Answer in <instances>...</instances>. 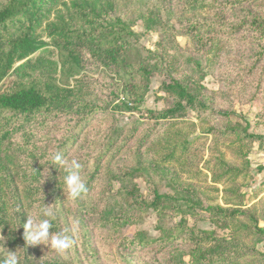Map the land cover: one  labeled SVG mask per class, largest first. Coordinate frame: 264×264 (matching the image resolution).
I'll return each mask as SVG.
<instances>
[{
    "label": "trees",
    "instance_id": "1",
    "mask_svg": "<svg viewBox=\"0 0 264 264\" xmlns=\"http://www.w3.org/2000/svg\"><path fill=\"white\" fill-rule=\"evenodd\" d=\"M61 8H65L67 14L62 13ZM189 10L194 14L193 20L188 18L191 20L187 24L189 34L196 39L200 49L208 48L209 53L217 55L220 43L217 42L219 34L212 29L214 23L198 18L197 4L192 8L186 6L185 11ZM119 11L118 0H0V84L11 73L14 76L6 86H0V229L7 245L20 257V264H86L83 260L85 251L91 258L89 262L95 264L94 261L98 262L96 248L99 240L117 241L126 226L136 225L142 220V213L151 209L158 215V236L149 237L145 231H138L132 240L127 236L121 238L122 245L128 241L125 247L129 249L162 246L167 249L168 264H244L240 260L242 250H238V245L244 244L241 235L247 232L264 237V226L256 214L258 209L246 208L244 204L239 179L246 177L247 172L228 159L224 152L209 159L208 170L213 182L225 187V205L207 203L194 184H187L185 190L175 178L170 181L174 193H163L158 187H151L153 191L146 194L134 181L139 174L149 179L159 174L169 180V176L165 177L168 174L164 173L179 166L189 167V154L195 143L184 133L179 122L170 123L166 131L148 146L146 141L153 132L142 140L137 151L143 146L145 150L138 153L139 162L130 167L128 164L122 166L127 167L117 176L122 186L97 211L94 226H88L87 218L81 216V229L77 226L81 233H71L74 244L70 250H74L76 256L67 251L54 259L36 261L31 254L33 245L26 244L23 223L44 204H49L55 213L50 232H63L60 216L63 209L58 212L53 208L52 193L55 191L58 197L65 199L63 170L58 165L49 164L47 157L51 148L53 152L60 145L56 151L62 153L81 139L78 130L68 136L62 135V141L57 136L37 137L38 131H34L33 126L40 124L42 129L51 128L68 118L77 117L80 118L79 124L88 127L83 139L65 157L67 160L76 159L82 165L81 178L88 191L75 202L78 208L87 209L88 195L101 176L104 159L119 140L125 141L123 134L119 139L117 137L118 125L113 126L104 138H97L95 133L99 134L101 129L93 122L104 116H114L116 111H141L145 101L146 93L139 94L141 87L136 84H132L131 94H124L123 99L116 90L105 98L93 86L94 79L83 74L89 62L95 61L107 71L120 72L139 65L133 72L134 77L141 75L149 80L153 65H159H152L146 58L141 61L133 59L131 54L135 45L132 40L139 33L133 28L134 22L126 20ZM143 20L148 30L163 25L160 17L145 14ZM42 33H46L52 44ZM49 45L53 48H47ZM57 54L59 58H56ZM159 60L164 69L170 63L174 65L176 58L168 61L160 57ZM60 71L79 77L75 78L74 84L64 85L58 77ZM167 71L169 79L163 82L162 89L172 101L164 109L148 110L150 118L156 121L154 126L196 102L202 109L207 108L204 100H198L193 85L183 80L177 69L170 67ZM118 98L120 101L116 104ZM221 114L231 115L229 112ZM141 124L130 132L129 138L136 137ZM231 132L236 133V130ZM21 135L25 138L19 140ZM238 137L239 142L245 143L241 133ZM246 137L255 136L249 133ZM129 148H133L131 144ZM146 154L154 157L147 158ZM188 173L196 180L205 175L202 170ZM197 210L209 211L216 225L222 221L223 227L231 229L232 237L218 234L214 229L202 230L192 226L187 214L194 215ZM175 217L181 218L174 221ZM6 256H0V261Z\"/></svg>",
    "mask_w": 264,
    "mask_h": 264
},
{
    "label": "rangeland",
    "instance_id": "2",
    "mask_svg": "<svg viewBox=\"0 0 264 264\" xmlns=\"http://www.w3.org/2000/svg\"><path fill=\"white\" fill-rule=\"evenodd\" d=\"M118 4L119 14L126 20L133 21V28L139 33L138 37L131 39L135 45L131 54L133 59L141 61L146 58L152 65H159H153L154 69L149 80L141 75L134 77L133 72L139 68V65L118 72L107 71V68L91 61L83 72L94 79L93 86L105 98H109L111 92L116 90L123 99L124 94H131L132 84L139 85L141 87L139 94L146 93V95L141 111H116L114 116H104L93 122L95 127L101 129L99 134L95 133L97 138H104L113 126L118 125L120 131L117 137L119 139L120 134H123L125 141L119 140L120 142L114 145L104 159L101 176L88 195L87 209L78 208L75 199L67 194L63 200L52 191L55 200L53 208L58 212L63 209L60 215L63 231L68 230L70 236L71 233L77 234L78 227L81 229L82 215L87 218L88 226H94L97 211L107 199L112 197L113 192L122 186V182L117 178L121 172L127 170V167L122 168V166L128 164L130 167L138 163L140 157L138 153L145 150L143 146L138 149L139 152L137 151L142 140L148 133L153 132L146 141L148 146L154 138L160 137L172 122H179L184 128V133L195 143L189 154V167L179 166L173 168L174 171L164 173L168 174L165 177L169 176V180L161 178L159 174H154L150 179L146 175L139 174L134 181L142 192L150 194L153 187H158L163 193H174L173 182L170 181L175 178L185 190L187 184H194V187L200 190L198 194L207 203L225 205V187L214 183L208 170L209 159L224 152L228 159L241 165L247 172L246 177L242 176L239 179V188L244 194V204L246 208L258 209L256 214L261 225L264 226V0H118ZM196 4L199 7L198 18L213 22L212 29L219 34L217 42L220 44L217 55L209 53L208 48L200 49L196 39L189 34L190 26L187 24H190L191 20L188 18L193 20L194 14L190 10L185 11V8L186 6L192 8ZM60 10L67 14L65 8ZM145 14L160 17L163 25L156 30H148L143 20ZM42 34L44 39L52 44L46 33ZM47 48L52 49L53 46L49 45ZM160 57L168 61L176 58V61L174 65L170 63L162 69ZM56 58H59L58 54ZM170 67L173 70L177 69L178 75L193 85L198 100H204L207 108L202 109L196 102L195 105L188 106L186 110L154 126L156 121L150 118L148 110L164 109L172 101L170 95L162 89L163 82L169 79L167 68ZM58 77L65 85L74 84L75 78L79 76L73 77L68 72L62 74L60 71ZM13 78L11 73L0 86H6ZM119 101L118 98L115 103L118 104ZM222 112H229L231 115L223 116ZM79 122L80 118H68L65 122L46 129H42L40 124H37V127L33 126V130L38 131L37 137L57 136L60 141L64 138L62 135L68 136L78 130L83 139L88 127ZM138 123L142 124L132 140V137L129 138L130 132L137 128ZM211 128L217 131H211ZM232 129H235L236 133L231 132ZM239 133L245 137V143L239 142ZM249 133L255 137H246ZM24 138V135L18 137L19 140ZM81 139L74 141L68 151L62 152L64 158L69 151L74 150ZM129 144L133 148H129ZM56 148L59 149L60 145ZM145 157L151 159L154 155L146 154ZM198 170L204 171L205 175L197 180L188 173ZM142 215V220L136 225L126 226L117 241L109 239L97 242L98 262L94 261L95 264H168L167 249L162 246L129 249L125 247L128 241L124 245L120 243L124 236L132 240L131 238L138 231H145L149 237L158 236L157 213L150 209ZM180 218L175 217L174 221H179ZM187 218L192 226L199 229H214L218 234L232 237L231 229L223 227L222 221L216 225L209 211L197 210L194 215L187 214ZM73 226H75L74 231L71 228ZM241 236L243 239L241 242H244L238 245V250H242L241 262L264 264V237L253 236L247 232ZM69 251L76 256L74 250L69 249L68 253ZM10 252L12 250L8 247L0 229V256L8 255ZM31 254L36 261L61 256L50 246L43 244L33 246ZM89 259L91 258L88 251H85L84 262L91 264Z\"/></svg>",
    "mask_w": 264,
    "mask_h": 264
},
{
    "label": "clouds",
    "instance_id": "3",
    "mask_svg": "<svg viewBox=\"0 0 264 264\" xmlns=\"http://www.w3.org/2000/svg\"><path fill=\"white\" fill-rule=\"evenodd\" d=\"M47 160L49 164L58 165L63 170L62 188L66 194L73 198H81L87 194V186L81 178L82 165L76 160H67L60 151L49 153ZM49 204H44L38 212L28 215L27 221L23 223L24 239L28 245H47L60 254L66 253L74 244V239L68 235V230L50 232L55 213ZM75 228L73 227V231ZM0 264H20V257L15 251L10 252Z\"/></svg>",
    "mask_w": 264,
    "mask_h": 264
}]
</instances>
